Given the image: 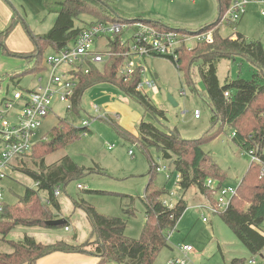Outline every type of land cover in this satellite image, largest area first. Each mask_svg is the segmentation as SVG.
Here are the masks:
<instances>
[{
	"label": "rangeland",
	"instance_id": "obj_1",
	"mask_svg": "<svg viewBox=\"0 0 264 264\" xmlns=\"http://www.w3.org/2000/svg\"><path fill=\"white\" fill-rule=\"evenodd\" d=\"M1 1L12 12V18L4 27L1 26L0 31L5 30L13 20L16 24L6 40V50L0 44V73H19L31 64L30 59L23 58L17 53L26 50L30 44L34 45L29 31L34 34L49 32L55 25L63 0ZM106 2L114 13L122 18L142 17L160 20L171 27L188 31H198L219 18L217 0H106ZM263 12L264 3H250L245 14L233 26L226 22L223 25L219 24L220 32L223 35L240 32L250 41H261L264 47ZM93 20H96L93 16L82 15L76 23L79 26ZM135 29L136 27L125 30L124 38L133 36ZM106 41L105 38L97 41L96 49L105 50ZM196 44L191 42L186 46L193 48ZM193 53L194 51H190L189 55L192 57ZM56 54L57 51L51 47L44 52L45 57ZM131 62L134 68L144 67L143 83L155 79L158 92L147 86L144 90L155 105L166 112V117H156L137 99L109 82L94 84L85 91L80 115L75 112L68 113L67 103L54 99L51 113L35 131V141L49 137L61 118H67L77 126H83L82 122L86 120L89 122L90 132L50 155L46 163H53L68 155L81 166L99 167L101 170L96 169L72 180L59 196L69 202L64 206V212H68L65 217H69L70 222H75L76 225H72L70 231L64 228L47 231L70 238L77 233L80 240L85 241L91 233V224L89 219L87 221V215L83 214L84 211L77 207L80 201L85 200L104 214L125 219L126 235L130 238H140L146 222L142 198L151 178L150 162H153L163 168L162 171L155 172L153 181L156 186L168 191L163 200L176 203L182 196L188 205L177 226L169 234L168 246L161 250L154 264H170V261L182 258L186 259V264H230L235 257L248 261L255 259L258 264H264V251L263 257L253 256L221 217L219 213L222 210L214 214L202 205L205 203V196L197 187L193 186L182 194L178 188V173L172 160L164 158L154 147L149 149L148 156L133 140L118 131V128H122L137 135L140 123L146 121L167 131L177 132L183 139L194 140L203 138L213 128L217 130L220 124L213 126V112L199 74L198 64L194 63L189 71H179L168 58L154 55L143 57L135 55ZM70 69L69 66H62L59 72ZM255 71L251 62L242 56L221 60L217 65V76L222 85L237 78L250 80ZM47 75V71L40 75H24L19 80V85L23 89H33L38 84V77L46 79ZM14 88V84L10 85L9 96ZM168 95L173 96L177 106L168 100ZM95 105L98 106V111H95ZM196 110L200 112L199 117L195 115ZM232 133L233 127L226 124L221 134L215 139L205 140L202 147L211 154L226 174L223 184L237 187L251 165V157L247 151L241 150L233 142ZM2 150L3 147L0 146V153ZM78 184H82L84 188H79ZM1 185L4 188V202L8 204L18 202L20 197L24 196L27 187H36L32 177L18 172L4 178ZM131 196L134 197L132 204ZM74 206L77 207V212L72 214L70 209L73 210ZM261 228L264 231V223ZM34 231H37L36 228L17 227L9 238L31 236L30 233ZM185 246H191L194 250L185 254L181 249ZM11 250L9 245L0 242V251Z\"/></svg>",
	"mask_w": 264,
	"mask_h": 264
},
{
	"label": "trees",
	"instance_id": "obj_2",
	"mask_svg": "<svg viewBox=\"0 0 264 264\" xmlns=\"http://www.w3.org/2000/svg\"><path fill=\"white\" fill-rule=\"evenodd\" d=\"M217 1L219 18L201 28L203 31L214 29L210 40L198 42L193 48L183 44L177 51V59L169 55L155 56L168 58L179 71H189L194 63L198 64L199 74L213 112V126L220 124L219 128L217 130L213 128L203 138L194 140L183 139L177 132L167 131L146 121L140 123L137 135L118 128V131L133 140L143 153L148 155L149 149L154 147L164 158L173 161L180 176L177 184L182 194L194 186L205 196L206 201L212 203L213 198L206 182L209 178H213L223 184L226 174L211 154L203 149L202 144L205 140L215 139L228 124L233 127L232 140L241 150L248 152L251 149H258L260 153L264 152V47L261 41H250L240 32L223 35L220 32V18L234 0ZM58 13L55 25L49 32L34 34L29 31L34 43L32 52H17L21 57L30 59L29 67L19 73L1 75L9 77L15 88L29 91L30 89H23L19 85V80L24 75H40L47 70L45 50L51 47L57 52L61 51L71 45L87 26L97 22L133 23L140 20L160 30L173 29L188 32L186 29L171 27L160 20L142 17L122 18L114 13L106 0H63ZM82 15L93 16L96 20L78 26L76 20ZM15 24L13 20L5 30L0 31V44L5 50L6 40ZM122 36L123 34H118L108 37L109 43L118 53L111 56L107 62L102 65L90 63L88 73L83 70L73 71L77 78V86L72 97L71 110H67L68 113L75 112L80 115L85 91L94 84L109 82L137 99L156 117H166V112L158 108L147 94L136 90L138 83L142 80V66L136 67L131 77L118 74L125 60L122 53L129 48L128 44H120ZM190 51H194L192 57L189 55ZM236 56L248 59L255 67L253 78L250 80L237 78L222 85L217 76V65L221 60L234 59ZM11 83H7L5 89H8ZM226 92L230 93L228 97L225 96ZM88 132H90L89 126H77L67 118H61L49 137L46 136L37 141L28 154L19 155L13 159L10 176L18 172L32 177L36 187H27L24 196L14 204L4 202L0 216V242L9 245L12 250L0 251V264H36L38 259L56 251L93 252L100 258L98 264L111 262L154 264L161 250L168 246L169 234L177 226L188 205L182 196L173 207L164 205L163 197L168 194V191L154 184V174L158 172L159 165L153 162H150L151 178L142 198L146 222L140 238H130L126 235L127 221L125 219L104 214L85 200L77 204V207L86 213L91 224V233L85 241L77 242V233L72 236V242L61 238L44 243L29 235L17 240L9 238L17 227L42 229L70 227V218L61 217L62 208L58 197H54L55 188L61 186L63 190L72 180L101 169L81 166L68 155L49 164L46 163V159ZM262 157L264 160V155ZM263 169L264 164L251 162L230 206L218 212L251 254L262 257L264 251V231L261 228L264 223ZM133 202L134 197L131 196V204ZM59 218L65 220L64 224L48 223ZM230 264H251V260L235 257Z\"/></svg>",
	"mask_w": 264,
	"mask_h": 264
},
{
	"label": "built area",
	"instance_id": "obj_3",
	"mask_svg": "<svg viewBox=\"0 0 264 264\" xmlns=\"http://www.w3.org/2000/svg\"><path fill=\"white\" fill-rule=\"evenodd\" d=\"M253 2L264 3V0H234L228 10L221 16L220 23L222 25L225 22L227 24L237 23L245 14L248 5ZM135 27L133 36L126 38L122 36L120 44H128L129 48L122 53L125 60L119 68L118 74L121 76L131 77L135 70L131 58L135 55L142 57L147 55H169L177 59V51L180 46L191 42L208 41L212 38L214 31L213 28L205 31L200 29L188 32L173 29L160 30L140 20H136L133 23L97 22L87 26L71 45L57 52L55 56L46 57L47 78L44 79V77L39 76L37 79L38 84L35 88L29 91L14 88L11 96H9L10 86L5 89L2 84L6 83L7 85L11 81L9 77L0 75V146L3 147L0 153V216L4 208V188L1 185V181L11 175L13 159L16 156L28 154L37 142L34 140L35 131L51 113L54 99L66 102L67 110H71L72 97L77 86L75 72L83 70L88 73V65L90 63L102 65L107 62L111 56L118 53L114 51L108 37L123 34L125 30ZM104 38L107 39L105 50L96 49L97 41ZM62 66H69L71 69L59 72ZM144 71L142 66V74ZM145 86L158 92L155 79L144 83L141 80L136 90L147 94L144 90ZM229 95V92L225 93V96L228 97ZM1 106H3V109H1ZM94 109L95 111L99 110L97 105L94 106ZM195 115L199 117L200 112L195 111ZM82 123L89 126V122L86 120ZM130 153L133 154L132 151ZM248 153L250 154L251 162L264 164L262 157L264 152L260 153L258 149H251ZM162 170V167H157L158 172ZM179 178L178 174V180ZM206 185L213 198V203L207 201V204L203 206L217 214L230 206L232 199L237 194L240 183L237 187L225 186L218 180L209 178ZM78 187L84 188L82 184H78ZM61 189V186L55 188L54 197H59L62 194ZM164 205L173 207L174 203L164 200ZM66 230H70V227L67 226ZM181 249L185 254L194 250L191 246L181 247ZM170 264H186V259L172 260ZM251 264H258V262L253 259Z\"/></svg>",
	"mask_w": 264,
	"mask_h": 264
},
{
	"label": "crops",
	"instance_id": "obj_4",
	"mask_svg": "<svg viewBox=\"0 0 264 264\" xmlns=\"http://www.w3.org/2000/svg\"><path fill=\"white\" fill-rule=\"evenodd\" d=\"M6 10V11H5ZM10 9H7L3 2L0 0V29L1 26L4 27L5 24H7L10 19L12 18V12L9 11ZM30 44V43H29ZM33 44V43H32ZM34 50V45L30 44V47H27L26 50H22V52H32ZM20 53V52H19ZM0 75H4V73H0ZM2 87H6V83L2 84ZM197 111V110H196ZM58 200L61 204L62 212H61V217L67 216L68 212H64V206L68 205L69 202L65 200L63 197H58ZM205 205L207 204V201L205 199ZM202 204V205H204ZM77 207L74 206V209H70L72 211V214H75L77 212ZM83 214L86 215V213L83 212ZM87 217V216H86ZM88 221V217H87ZM76 225L75 222H72L70 225V230L71 226ZM25 228H36L37 231L31 232L30 235L35 237L38 241H42L44 243H50L52 241L65 238L66 240L72 242V239L68 236L61 235V234H54L51 231H47L48 229H42L39 227H25ZM66 230V228H64ZM68 230V231H70ZM67 231V230H66ZM22 237H18L17 239H21ZM16 239V240H17ZM77 242H82L78 236V241ZM100 258L97 254L91 252V253H81V252H67V251H56L51 254H48L36 262V264H98Z\"/></svg>",
	"mask_w": 264,
	"mask_h": 264
},
{
	"label": "water",
	"instance_id": "obj_5",
	"mask_svg": "<svg viewBox=\"0 0 264 264\" xmlns=\"http://www.w3.org/2000/svg\"><path fill=\"white\" fill-rule=\"evenodd\" d=\"M158 77V75H156V78ZM168 100L175 106H177L176 101L174 100L172 95H168ZM65 220L63 218H59V219H55L52 221H49V224H53V225H61L64 224Z\"/></svg>",
	"mask_w": 264,
	"mask_h": 264
}]
</instances>
